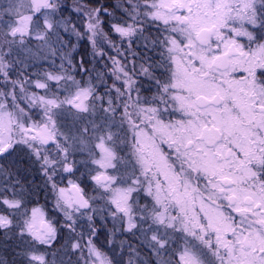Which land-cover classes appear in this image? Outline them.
<instances>
[{
	"label": "snow or ice",
	"instance_id": "6c2138e0",
	"mask_svg": "<svg viewBox=\"0 0 264 264\" xmlns=\"http://www.w3.org/2000/svg\"><path fill=\"white\" fill-rule=\"evenodd\" d=\"M0 264H264V0H0Z\"/></svg>",
	"mask_w": 264,
	"mask_h": 264
},
{
	"label": "trees",
	"instance_id": "16d2710c",
	"mask_svg": "<svg viewBox=\"0 0 264 264\" xmlns=\"http://www.w3.org/2000/svg\"><path fill=\"white\" fill-rule=\"evenodd\" d=\"M44 201H43V199H41V203H43Z\"/></svg>",
	"mask_w": 264,
	"mask_h": 264
}]
</instances>
